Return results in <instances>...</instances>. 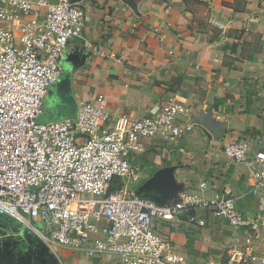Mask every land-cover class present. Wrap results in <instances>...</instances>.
I'll use <instances>...</instances> for the list:
<instances>
[{
	"label": "crops",
	"instance_id": "0c3cea01",
	"mask_svg": "<svg viewBox=\"0 0 264 264\" xmlns=\"http://www.w3.org/2000/svg\"><path fill=\"white\" fill-rule=\"evenodd\" d=\"M28 1L38 14L20 16L17 35L20 25H36L44 14L38 0ZM70 1L84 14L83 37L106 53L84 50L80 38L69 42L59 79L44 97L51 105L43 119H62L51 112L57 103H68L73 115L98 94L113 120L147 114L169 95L182 102L192 129L134 154L129 187L165 205L181 188L205 181L208 195H225L246 217L261 212L257 230L235 229L210 213L203 227L159 221L154 228L186 264H225L232 253L248 251L258 257L252 264H264V209L250 192L245 166L222 150L243 133L264 131V0ZM35 236L1 217L0 264H122L112 254L90 257L62 246L54 259Z\"/></svg>",
	"mask_w": 264,
	"mask_h": 264
},
{
	"label": "built area",
	"instance_id": "2783aa9c",
	"mask_svg": "<svg viewBox=\"0 0 264 264\" xmlns=\"http://www.w3.org/2000/svg\"><path fill=\"white\" fill-rule=\"evenodd\" d=\"M38 4L44 9L41 21L20 25L17 35L19 17L38 13L28 0H0V216L33 231L55 256L62 246L90 257L112 254L122 264L187 263L155 222L203 227L210 213L235 229L257 230L261 212L246 217L225 195H208L205 181L181 188L165 205L129 187L134 154L193 127L189 107L172 96L147 114L113 120L98 94L73 115L43 119L44 97L59 79L69 42L80 38L84 50L106 52L83 37L84 14L70 0ZM222 150L245 166L262 211L264 131L243 133ZM115 180L122 184L112 189ZM257 258L252 251L232 253L225 264H252Z\"/></svg>",
	"mask_w": 264,
	"mask_h": 264
},
{
	"label": "water",
	"instance_id": "95a60500",
	"mask_svg": "<svg viewBox=\"0 0 264 264\" xmlns=\"http://www.w3.org/2000/svg\"><path fill=\"white\" fill-rule=\"evenodd\" d=\"M51 112H55V114L60 117V118H65L70 116L71 114L69 113V105L68 103H57L51 110Z\"/></svg>",
	"mask_w": 264,
	"mask_h": 264
},
{
	"label": "rangeland",
	"instance_id": "374dc122",
	"mask_svg": "<svg viewBox=\"0 0 264 264\" xmlns=\"http://www.w3.org/2000/svg\"><path fill=\"white\" fill-rule=\"evenodd\" d=\"M44 103H45V105H44V107L46 108H49V106L51 105V99L50 98H48L46 101H45V99H44ZM8 218L9 220H12V221H15L14 219H12L11 217H8V216H4V215H2V218ZM17 222V221H16ZM18 223V222H17ZM21 226H22V224H20ZM24 227V226H23ZM37 237V238H36ZM35 238L37 239V243H39L41 246H43V242H42V240L38 237V236H35ZM45 250H47V249H45ZM48 252V254L52 257V258H56V256L51 252V251H47ZM57 262H58V260H56Z\"/></svg>",
	"mask_w": 264,
	"mask_h": 264
},
{
	"label": "trees",
	"instance_id": "16d2710c",
	"mask_svg": "<svg viewBox=\"0 0 264 264\" xmlns=\"http://www.w3.org/2000/svg\"><path fill=\"white\" fill-rule=\"evenodd\" d=\"M117 187H119V186H118V180H117V181L115 180V181L113 182V184L111 185V188L114 189V188H117ZM1 217H2V216H0V218H1Z\"/></svg>",
	"mask_w": 264,
	"mask_h": 264
}]
</instances>
